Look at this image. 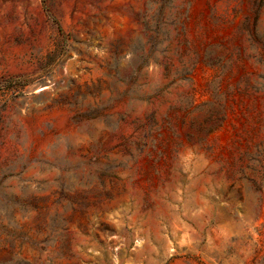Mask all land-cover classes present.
Listing matches in <instances>:
<instances>
[{
	"label": "rangeland",
	"instance_id": "374dc122",
	"mask_svg": "<svg viewBox=\"0 0 264 264\" xmlns=\"http://www.w3.org/2000/svg\"><path fill=\"white\" fill-rule=\"evenodd\" d=\"M0 264H264V0H0Z\"/></svg>",
	"mask_w": 264,
	"mask_h": 264
}]
</instances>
